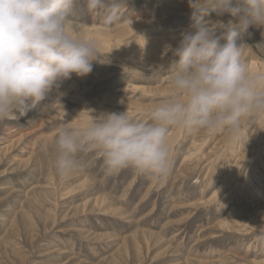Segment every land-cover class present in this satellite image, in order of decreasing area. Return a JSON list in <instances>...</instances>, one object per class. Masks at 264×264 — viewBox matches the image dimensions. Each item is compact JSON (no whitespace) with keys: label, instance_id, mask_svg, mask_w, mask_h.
<instances>
[{"label":"rangeland","instance_id":"obj_1","mask_svg":"<svg viewBox=\"0 0 264 264\" xmlns=\"http://www.w3.org/2000/svg\"><path fill=\"white\" fill-rule=\"evenodd\" d=\"M193 22L189 0H127L105 30L100 14L78 0L70 23L78 32L141 41L135 51L99 47L89 75H73L26 116L0 122V264H264L250 227L264 224V116L237 140L173 129L174 169L163 185L131 170L105 176L95 153L83 154L88 167L72 176L52 167L57 128L86 121L82 111L147 118L169 91L166 46ZM249 33L243 59L264 70V29Z\"/></svg>","mask_w":264,"mask_h":264},{"label":"clouds","instance_id":"obj_2","mask_svg":"<svg viewBox=\"0 0 264 264\" xmlns=\"http://www.w3.org/2000/svg\"><path fill=\"white\" fill-rule=\"evenodd\" d=\"M127 0H83L107 30L120 20ZM78 0H0V122L18 120L62 82L83 78L100 62L99 45L73 28ZM193 23L179 34L166 74L169 91L146 119L102 112L84 122H64L53 138L52 167L61 177L87 169L85 153L103 160L105 176L124 170L163 185L174 169L169 133H228L242 138L254 117L264 116V70L243 59L250 28L264 29V0H189ZM228 15L226 24L206 19ZM29 102L30 105H29ZM47 106V105H46ZM45 106V107H46ZM18 113V115H17ZM254 229L264 246V224Z\"/></svg>","mask_w":264,"mask_h":264},{"label":"bare ground","instance_id":"obj_3","mask_svg":"<svg viewBox=\"0 0 264 264\" xmlns=\"http://www.w3.org/2000/svg\"><path fill=\"white\" fill-rule=\"evenodd\" d=\"M70 26V25H69ZM70 28H72L70 26ZM129 28V27H128ZM131 29V27L129 28ZM86 30H83L81 33L85 36L91 37L93 39H95L99 45V47L102 49V51L104 52H112L114 50V52L116 50H134L136 49L135 47V43H136V39L138 38L137 36L132 37V35L128 36V37H121V38H115V39H107V40H103L102 39V31L100 29H96L95 30V35L94 33H90V32H86ZM131 32V31H130ZM114 40H118L119 41V46H115L114 45ZM138 40L141 41V38H138ZM99 201L97 202V205L99 204Z\"/></svg>","mask_w":264,"mask_h":264}]
</instances>
